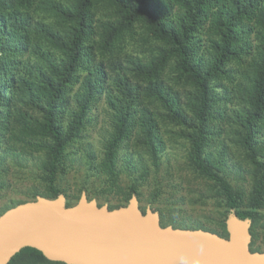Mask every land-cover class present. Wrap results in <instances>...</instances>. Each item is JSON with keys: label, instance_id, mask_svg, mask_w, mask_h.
<instances>
[{"label": "rangeland", "instance_id": "obj_1", "mask_svg": "<svg viewBox=\"0 0 264 264\" xmlns=\"http://www.w3.org/2000/svg\"><path fill=\"white\" fill-rule=\"evenodd\" d=\"M110 8L108 5H97L92 10V32L85 42L86 47L90 48V57L77 70L72 85L58 103L56 123L66 135L73 113L77 110L76 94L89 69L105 67V89L91 100L85 124L67 144L54 183L50 181L46 170L50 139L44 135L34 137L22 134L15 118L25 113L42 121L43 115L37 107L40 99H33L26 89L20 88L12 79L10 68H5L2 78L7 77V86L12 88L1 91L5 99L0 106V216L16 205L34 201L38 196L55 199L52 188L66 196L68 206L76 205L85 192L89 200H97L99 206L107 204L111 210L126 206L129 192L137 188L141 210L145 212L150 207L159 212L162 226L203 229L227 237L223 226L230 210L227 198L222 188L202 175L191 161L195 129L191 103L195 88L189 79L181 77L174 60L161 71L160 78L175 100H180L179 111L184 123L175 121L158 101L140 95L131 112V120L127 123L126 136L115 155L118 176L113 179L103 169L106 147L114 132L116 113L108 103L107 94L123 97L118 99V103L120 107L123 106L122 110H126L127 96L122 95L124 88L115 85V80L118 75H123L127 65L130 66L129 61L135 59L148 63L152 58L159 57V50L163 47L150 32L136 25L131 29L133 34L126 35L124 50L120 54H106L102 43L104 24L110 23L109 27L111 23L116 25L114 22L118 18ZM206 28L196 36L195 44L200 57L209 55L205 42L208 38ZM252 43L254 46L257 44L255 40ZM15 49L16 56H7L5 63H17L14 71L16 76L25 71L24 66L28 61L41 63L40 56H34L32 43L29 46L23 43ZM41 51L48 50L42 46ZM55 51L60 57L59 51ZM250 63L251 58L243 65L230 64L227 73L212 83L214 103L208 115V141L204 156L220 167L218 173L231 184L235 195L240 196L238 210L255 212L257 219L256 223H252L251 250L263 252L264 205L255 208L252 204L260 173L253 168L239 144L242 134L236 116V112L243 108L241 85L247 82ZM127 74L135 87L144 90L145 82L137 81L130 72ZM5 84L2 80V86ZM144 112H151L158 125L156 152L148 150L141 141L139 120ZM19 264L62 263L22 258Z\"/></svg>", "mask_w": 264, "mask_h": 264}, {"label": "trees", "instance_id": "obj_2", "mask_svg": "<svg viewBox=\"0 0 264 264\" xmlns=\"http://www.w3.org/2000/svg\"><path fill=\"white\" fill-rule=\"evenodd\" d=\"M97 5L110 6L116 13L114 16L118 17L114 22L116 25L111 23L109 27L110 23L104 24L102 43L106 54H120L124 50L126 35L133 34L131 29L136 25L150 32L163 46L159 50V57L152 58L148 63L135 59L129 61L130 66L127 65L123 75H118L115 80V85L124 88L122 95L127 96L126 110H122L123 106L120 107L118 103V99L123 97L107 94L108 103L116 113L103 169L113 179L118 176L115 155L126 136L127 123L140 95L158 101L175 121L184 123L179 111L180 100H175L160 78L161 71L174 60L181 77L189 79L195 88L191 103L195 128L192 135V164L222 188L230 209H236L241 219L250 218L252 223H256L255 212L238 210L240 196L235 195L231 184L218 173L220 167L204 156V149L208 141V115L214 103L212 83L227 73L230 64L243 65L251 58L247 82L241 85L243 108L236 112V116L242 134L239 144L253 168L260 173L252 204L255 208L264 205V0H0V106L5 99L1 91L12 88L7 86V77L2 78L7 67L20 88L26 89L33 99H40L39 105L37 102L36 105L43 115L42 121L25 113L15 118L22 134L34 137L44 135L50 139L46 167L50 181H55L67 144L85 124L91 100L105 89V67L89 69L76 94L77 110L65 135L56 123L58 103L72 85L77 70L90 57V48L86 47L85 42L92 32L91 12ZM39 16L41 18L37 20ZM206 26L208 38L205 42L209 55L200 57L195 41ZM254 40L257 42L255 46L252 43ZM23 43L27 46L33 44L34 56H40L41 63L28 61L24 66L25 71L16 76L17 63H5V59L16 56L15 48H20ZM42 46L48 51H41ZM55 50L59 51L60 57H57ZM127 72L137 81L146 83L144 90L134 86ZM2 80L5 86H2ZM139 126L141 141L148 150L156 152L158 125L153 114L144 112L140 116ZM52 191L53 198L62 194L54 188ZM133 194L138 196L137 188L129 192L127 204ZM225 220L223 226L227 235ZM22 258L51 262L40 251L25 248L9 264H19Z\"/></svg>", "mask_w": 264, "mask_h": 264}, {"label": "water", "instance_id": "obj_3", "mask_svg": "<svg viewBox=\"0 0 264 264\" xmlns=\"http://www.w3.org/2000/svg\"><path fill=\"white\" fill-rule=\"evenodd\" d=\"M227 237L203 229L162 226L159 212H143L137 195L109 209L85 192L68 206L64 194L38 196L0 216V264L25 248L62 264H264L252 251V220L230 209Z\"/></svg>", "mask_w": 264, "mask_h": 264}]
</instances>
